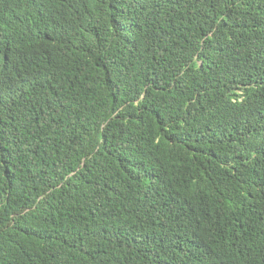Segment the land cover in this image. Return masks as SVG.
<instances>
[{"label": "trees", "instance_id": "16d2710c", "mask_svg": "<svg viewBox=\"0 0 264 264\" xmlns=\"http://www.w3.org/2000/svg\"><path fill=\"white\" fill-rule=\"evenodd\" d=\"M0 264H264V0H0Z\"/></svg>", "mask_w": 264, "mask_h": 264}]
</instances>
